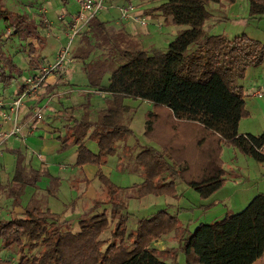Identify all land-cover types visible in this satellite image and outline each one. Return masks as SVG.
<instances>
[{
	"label": "trees",
	"instance_id": "obj_1",
	"mask_svg": "<svg viewBox=\"0 0 264 264\" xmlns=\"http://www.w3.org/2000/svg\"><path fill=\"white\" fill-rule=\"evenodd\" d=\"M236 1L162 0L147 13L181 28L164 49L145 47L140 36L110 21L90 20L79 35L73 61L82 64L91 89L112 96L114 109L93 112L89 97L87 104L73 106L72 110L83 109V117L80 121L67 117L71 124L58 137V149L76 146L75 165L81 171L87 164L97 166L100 192L89 210L79 215L77 229L42 206L38 192L21 212L0 217V250L15 255L3 264H135L146 252L157 258V264H253L264 256V193L244 209L200 222L193 230L170 207L142 217L129 210L130 201L149 195L178 198L181 182L203 199L213 195L228 180L224 146L264 162V133L239 132L241 120L250 112L244 88L237 85L249 68L264 64V42L245 33L230 38L211 31L217 22L238 20L226 10ZM247 2L250 17H264V0ZM215 12L220 16L213 21ZM0 19L27 42L28 68L39 71L47 47L41 23L9 10L1 0ZM22 73L14 54L0 44V85L11 86ZM17 85L20 93L28 88L27 83ZM55 90L56 86L49 92ZM128 98L154 105L145 134L158 147L136 140L129 144L134 135L132 109L125 105ZM89 140L96 144L95 151ZM10 152L16 156V169L10 182L0 183V193L12 200L14 209L22 207L27 187L39 190L43 177L50 180L47 192L57 195L61 177L52 176L45 165L26 166L20 150ZM112 155L118 156L120 170L138 166L143 181L132 186L113 182L103 171ZM79 180L72 182L77 190ZM83 181L90 183L85 177ZM166 239L175 245L155 246Z\"/></svg>",
	"mask_w": 264,
	"mask_h": 264
},
{
	"label": "rangeland",
	"instance_id": "obj_2",
	"mask_svg": "<svg viewBox=\"0 0 264 264\" xmlns=\"http://www.w3.org/2000/svg\"><path fill=\"white\" fill-rule=\"evenodd\" d=\"M4 1L6 4H8L12 8H14V11H17V12L23 13V14L27 13L28 15L32 14V16H37L38 19L41 20L43 25H45V26L48 23L43 21V19H44L43 17H45V16L48 17V19L50 21H52L54 24L51 26V29H49L50 31H52V35L54 37L61 36V38L63 39L61 43H58V51L63 46H67L70 43V37L64 36V34L61 35V33H60V27L63 24L60 21V16L65 14L64 0H1V2H4ZM17 1H19L20 3L18 4V6L14 7L13 4L17 3ZM160 2H162V0H132V5L138 6L139 9H144L142 15L155 16V14H150L147 12L149 10H151L152 7L158 5ZM120 4L122 6H127L130 3L128 2V0H120ZM29 6H33L32 12L28 11V9H30ZM43 7L48 10V14H45L43 12V10H44ZM39 9H40V11H38ZM66 9L70 13L74 14L75 12H77L79 10V4L75 0H67V8ZM136 9H137V7H136ZM215 9L216 10L218 9L217 5H215ZM226 10H227V14L229 15V17L233 18V20L238 19L236 17H239V19L234 20V21H222V22L215 23L211 29L212 33H222V34H225L226 36H228L230 38H233L236 35L245 33L250 37H253L255 39H258V40L264 42V17H262V18L250 17L249 16V6H248L247 0H237L233 5L228 7ZM217 12H215L216 14H215L213 21H215L217 19V17L220 16V14ZM120 13H121L120 9L119 10L118 9L112 10L111 7H109V9H108L107 4H106V10L101 14V17L104 19L110 20L112 18L113 14L118 15ZM121 15H122V13H121ZM169 23L170 22H165L163 19L160 18L159 20L157 19V22H155V24L148 25L150 32H148L147 34H144L145 35V38H144L145 47L148 48V47L156 46V47L164 49L169 44V42L176 37L178 29H179L178 26H176L174 24H169ZM8 24L9 23L6 20L0 19V44H2L4 46V48L6 49L7 52L14 54L15 62L22 68L23 73L19 78H17V80L11 86H7L4 88L2 85H0V93H3V90H5V91L8 90L6 93L8 95H10V92H12L13 90H16L15 97H17L18 95L21 94L19 91L20 90L19 86L17 84L18 83L26 84L27 80L29 78H31L32 75L37 73V72L28 68L29 57L27 54V42L20 41L17 37H15L12 34V31L9 30ZM78 42H79V38L76 41H73V43L70 47L71 48L70 53L67 56V59L65 61L64 66L76 64V65L80 66L81 69H83V66L80 62H78L76 60L73 61V51H74L75 47L77 46ZM51 50H52V47H51ZM51 50L49 52H47V54H48L47 58H49V59H52L51 56L53 57V54H54V51H52V53H51ZM61 69L62 68L57 69L54 72L57 73L59 70L61 71ZM70 70L72 71L71 72L72 73V77H71L72 80H71V82L69 80L70 83L67 82V84L65 85L66 88H73L75 86V84H77L79 87H81L84 83H86L87 78H86L85 74L82 71H80V72L77 71L75 69V65L70 67ZM42 96H43L42 93L37 92V97L39 99L42 98ZM0 98L4 99L3 96H0ZM24 102H23V104H24ZM73 102L72 103L69 102V104H73ZM75 103H78L77 106H79V105L87 104L88 100L80 97V99H78L77 102H75ZM90 103H91L90 109L93 110V112L100 111V109L104 105V103L99 104L97 101L92 100V99H91ZM34 105L36 108V112L41 113L42 109H43L44 112L48 113L49 110L46 109V106L49 105V106H52L51 111L52 112L56 111L57 113L60 114V116L61 115L65 116L63 114H68V113H66L67 108H64V106L59 101V98H56L52 102H50L49 100H45V99L41 100V101L39 100V101H36V103H34ZM125 105H128L132 109V112L130 115V119H131L130 120V127L133 130L134 136L132 137V140L129 141V144L133 145V141L136 140L141 145H153L154 147H158L157 142L152 141V140L151 141L148 140V138L145 134L146 129H147L146 121L148 118V114H149V112H154V105L150 102H147V101H142L139 99H131V98H128L125 100ZM79 109H82V108H79ZM248 118L249 117H246V118H244V120L246 121ZM62 119L65 121L64 117ZM40 133L43 134V132H41V131H38L35 133V135H34L35 137H33V138H36V139H32L31 136L26 134L24 136V138L20 141V142L24 141L26 144L28 143V144L32 145L31 147L34 149L35 155H34V162H32V167H34V169H40L41 165H45L47 171L51 174L48 164H45L43 162L44 160H41L40 158H38V155L41 153L42 158L46 159V161L47 160L48 161H52V160L56 161L58 159V161L61 160L63 163H65V169L62 171V173L67 175L68 178L65 177L66 178L65 182L62 185V180H63L62 176H54V177H61V184H60L59 190L57 191V195L53 196L47 192V188H48L49 183H50L49 178L43 177L42 180L38 182L39 190H36L35 188L32 187L34 189V191L32 192L31 198L33 197V195L35 193L38 192V196L41 199L42 206L47 207L48 199L49 198L56 199L59 195V191L61 188V196L69 197L68 198L69 203L66 206V210L64 213L61 214L62 220L70 221L73 228L77 229L78 228L77 220L79 218V215L89 210V208L91 206V201L97 197V195L100 192V186H101V182L96 175L97 171H96L93 179H91V178L87 177L86 173L84 172L85 166H89V165L94 166V167H97V166H95L93 164H87V165L83 166V170L81 171V169L75 165L76 159H77L76 146H70L66 149H60V150L55 149L54 150V147H52L53 143L49 139H41ZM23 134L24 133L22 132L20 134V137H22ZM7 140H5L4 142H6ZM4 142L2 143V145L0 147V155H2L3 151H4V149H3ZM87 143L89 146L90 145L93 146L95 144L91 140H89ZM59 147H60V143H59L58 148ZM225 147H227L226 148L227 151L225 150V158L224 159L227 160V162L231 163L230 158L234 157V150L237 152H239V150L235 147H232V146H224V148ZM223 151H224V149H223ZM24 152H25V150H24ZM240 153L242 154V152H240ZM222 154H223V152H222ZM109 157H108V159H109ZM111 157H113L114 159L118 158L117 155H112ZM222 159H223V157H222ZM0 160L4 161L3 159H0ZM118 161H119V159H118ZM33 164L34 165L39 164V166H34ZM111 165L113 166V163L110 164V166H108L106 170H105V168H103V171L117 185L132 186V185L137 183L139 176L141 177L140 172L138 171V166L132 165L131 167H135V168L133 170H131V169L124 170L125 172L124 171L122 172L117 167L118 171H119L117 173H123V174L125 173L124 175L121 174L118 176V175H115V173H114L115 171L113 170V167ZM14 167H15V161H14ZM73 169H74V171H73ZM109 169L111 170L112 174H114L113 176L108 175ZM71 173H72V176L69 178V174H71ZM9 176H10L9 173L0 174V179L4 184H6V183H8L7 180L9 178ZM84 177L90 181V183L88 185H86V182L83 181ZM44 179H48V183L43 181ZM78 179H80L79 180L80 182L78 181V183H76L78 186V190H77L76 188H74L72 186V182L76 181ZM90 185H91V187L89 188ZM61 186H63V187H61ZM84 189H85V192L81 193V192H83ZM177 190H178L179 195H181V194L184 195L183 196L184 199L182 201L183 204H185V203L189 204L190 203V204L194 205L196 203V200L192 198V195H190V193L188 194V192H195V194H196V191H194L193 188L189 187L185 182L179 183ZM72 192H74V195H75L74 199H70ZM31 198L29 199V201L31 200ZM172 199L175 200L177 198L149 195V196H146V197L140 199L139 201L138 200L131 201L130 205H129V210L137 217L146 216V215L155 213L156 211H158L161 208H165L166 207V201H172ZM74 201H76V205L73 206L72 202H74ZM11 202H12L11 199H8L6 197L0 198V214H1L0 217L4 218V217L8 216V213H10V214L14 213L10 209V203ZM11 204L13 205V202ZM183 207H186V206H183ZM16 210H17V212H21V210H19V208ZM170 211L174 212V210L171 208H170ZM190 214H191V217H193V219L196 220V218H198L197 219L198 223L203 222V221H209V219L210 220L212 219L211 218L212 215L211 214L210 215L204 214L202 212V208L199 207V205L196 206V209L192 210L190 212ZM133 223H134V220H133ZM194 223H196V222L193 221V222H190V224L187 223L186 225H188L189 229L193 230L196 226ZM132 225L133 224H131L130 227H132ZM107 236H109V235L108 234L104 235V237H107ZM172 245H175V242L170 240V239H166L164 241H158L155 246L163 248L165 246H172ZM0 257H2L4 260H11V261L15 259V255L10 254V253H6V252L4 254H0ZM156 262H157V258L150 256L146 252L143 255H141L140 257H138L135 264H157ZM10 263L15 264V262H13V263L10 262Z\"/></svg>",
	"mask_w": 264,
	"mask_h": 264
},
{
	"label": "crops",
	"instance_id": "obj_3",
	"mask_svg": "<svg viewBox=\"0 0 264 264\" xmlns=\"http://www.w3.org/2000/svg\"><path fill=\"white\" fill-rule=\"evenodd\" d=\"M77 1V0H75ZM78 2V1H77ZM128 2L132 5V0H128ZM20 2L17 1V3H14V7L18 6ZM65 3V14L61 15L60 21L63 23L60 27V33L61 35L64 34V36H67V32L69 30V26L72 20L73 15L76 13H70L66 8H67V0H64ZM3 4L9 9L13 10L11 6L3 2ZM79 4V3H78ZM107 8L109 7L114 9H122L125 6H122L120 4V0H107L106 2ZM129 4V5H130ZM30 9L28 11L32 12V7L29 6ZM136 9V15L138 16H144L147 19H149L148 25L155 24L157 22V19L159 20L160 18L163 19L162 17L158 16H145L142 15L144 9H139L138 6ZM43 12L45 14H48V10L43 7ZM40 11V9L38 10ZM27 14V13H26ZM30 17L32 14L29 15ZM41 23V32L42 34L46 37L47 39V47L43 50L42 56L44 58L43 63L45 64L47 62H52L56 56L58 51V43L62 42L61 36L59 37H54L52 35L51 26L54 25L52 21L48 19V17H43V21L48 23L46 26L43 25L42 21L38 19L37 16H32V18ZM99 18L103 21H110L112 24L118 28L124 27L130 34L132 35H138L143 39L145 43V35L148 32H150L149 26H141L139 23L134 22L132 20H125L122 18L121 13L118 15L112 16V18L109 19H104L99 16ZM239 19V17H236ZM241 19V18H240ZM164 20V19H163ZM169 24H172L171 22ZM45 26V27H44ZM180 29V27H178ZM178 29V30H179ZM10 30V29H9ZM12 31V30H11ZM219 34V33H216ZM76 41V40H75ZM52 47V50H51ZM51 50L54 51L53 57L51 56L52 59L47 58V52ZM75 65V69L77 71H83V69L80 68V66L76 64H71L69 66H64L61 71H58L57 73L50 74L48 77L46 83L42 86L40 89V93L43 94L42 98H38L36 96H29L27 97L24 101V104L21 108L20 111V123L22 125V132L24 133L22 137L16 138V137H11L9 138L6 142H4L3 146V154L0 155V159H3L4 161L0 160V174H5L9 173V178L8 182L12 179L15 169H16V156L10 152L11 149L14 150H20L24 155H25V160L24 164L26 166H32V162H34V149L31 147L32 145L26 144L24 141L20 142L26 134L32 137V139L35 137V133L38 131L43 132L40 133L41 139H49L53 144L52 147L55 149H58L59 146V136H62L65 133V128L67 125L71 124V121L67 117H72L74 120L80 121L83 117L84 111L82 109H77V110H72L71 108L73 106H77L78 99L82 97L83 99L85 98L86 100L88 97L92 100L97 101L99 104H103L102 108L103 109H114V104H113V98L111 95L107 93H102V92H96L95 90L91 89L88 86V82L86 80V83H84L81 87H79L77 84L73 88H66L67 82H71V77H72V71L70 70V67ZM38 72V71H36ZM69 82V83H70ZM237 85H241L244 88V94H245V100H246V106L247 109L250 112L249 118L245 121L244 119L241 120L240 126H239V132L241 134H253V135H260L264 133V96L262 97H257L255 94L257 92H264V64L261 67L258 68H249L247 70L246 76L244 79H240L237 81ZM56 86L55 93L52 94L49 92L53 87ZM8 91V90H7ZM5 90H3V93H0V96H3L5 100H12L15 98V93L16 90H13L10 92V95H8ZM7 94V95H6ZM8 96V97H7ZM56 98H59V101L61 104L64 106L66 109V113L68 114H63L65 116H60L59 113L56 111H51L52 106L47 105L46 109H48V113L44 112L42 109V112H36V108L34 103L36 101H41V100H49L50 102L54 101ZM74 101V102H73ZM73 102V104H69ZM75 103V104H74ZM64 117L65 121L62 119ZM22 121V122H21ZM248 124V125H247ZM13 125V120H10L8 122L3 123L0 120V132L2 130H9ZM48 137V138H47ZM89 146V145H88ZM90 149L93 151L96 150V145L94 144L93 146H89ZM227 147L224 148L222 157L224 160V167L228 172V180L227 183L218 191H216L213 195H211L208 198H201L199 193L196 191L195 192H188L190 195H192V198L196 200V203L194 205L192 204H183V196L184 195H179V197L175 200L172 199V201H166V207H170L171 209L174 210L175 213L181 218V220L187 224L190 222L195 221L194 223L196 226L199 224L197 219H193L191 217L190 212L194 209H196V206L199 205V207L202 208V212L204 214H211L212 219L209 221H203V222H211L215 219H219L224 217L228 212H238L242 209H244L247 204L254 198L257 194L259 193H264V162L259 163L256 160H254L252 157L246 154H241L240 151L237 152L234 150V157L230 158L231 163L227 162L225 160V150ZM25 150V152H24ZM227 151V150H226ZM42 152V151H41ZM76 152H77V147H76ZM38 158L41 160H44L43 162L45 164H48L49 170L53 176H62V185L65 182V175L62 173V171L65 169V163H63L61 160L56 161H46V159L42 158V154L40 153L38 155ZM14 161H15V167H14ZM118 158L114 159L113 157H109L107 164L103 167L105 170L107 169L110 164L113 163V170L115 171V175H121L123 173H117L118 171ZM5 163V164H4ZM8 163V164H7ZM34 165V164H33ZM34 166H39L34 165ZM127 169L121 170L122 172ZM74 171V169H73ZM97 171V167L94 166H85L84 172L86 173L87 177L93 179L95 173ZM125 172V171H124ZM111 170L109 169L108 175L113 176ZM125 174V173H124ZM123 174V175H124ZM72 176V173L69 174V178ZM68 178V177H67ZM140 180V181H139ZM46 183H48V179H44ZM143 181V178L139 176V179L137 183H140ZM0 183L4 184L1 179ZM93 184V183H92ZM63 187V186H61ZM91 185L89 186V188ZM88 188V189H89ZM34 189L32 187H27L25 190V194L21 198V206L19 210H23L24 207H26L29 199L31 198L32 192ZM195 191V190H194ZM4 197L0 193V198ZM69 197H64L61 196V188L59 191V195L56 199L54 198H49L47 202V207L51 209L52 212L57 213V214H62L66 210V206L69 203L68 202ZM75 195L74 192H72L70 199H74ZM7 201V200H6ZM12 201V200H11ZM133 201V200H132ZM139 201V200H138ZM131 202V201H130ZM12 203V202H11ZM10 203V209L14 213H18L16 209H13V205ZM182 203V204H181ZM186 206V207H183ZM193 206V207H192ZM10 213H8V216ZM1 216V214H0ZM6 218V217H5ZM195 226V227H196ZM5 251L0 250V254H4ZM4 259L0 257V264H3L2 261ZM253 264H264V256L256 260Z\"/></svg>",
	"mask_w": 264,
	"mask_h": 264
},
{
	"label": "built area",
	"instance_id": "obj_4",
	"mask_svg": "<svg viewBox=\"0 0 264 264\" xmlns=\"http://www.w3.org/2000/svg\"><path fill=\"white\" fill-rule=\"evenodd\" d=\"M79 3V10L73 15L67 36L70 37V43L63 46L55 60L43 64L41 69L33 74L27 80L28 88L20 95L12 100H5L0 98V120L5 123L13 120V125L9 130H2L0 132V147L2 143L10 137L19 138L22 133V125L20 123V111L24 100L29 96H36L42 86L46 83L50 74L55 70L63 68L67 56L70 53L73 41L79 38V35L87 28L91 19L99 17L106 10L107 0H77ZM122 18L125 20H132L139 23L141 26H147L149 20L144 16L136 15V7L134 5H127L121 9ZM62 19V18H60ZM257 97L264 96V92H257Z\"/></svg>",
	"mask_w": 264,
	"mask_h": 264
}]
</instances>
